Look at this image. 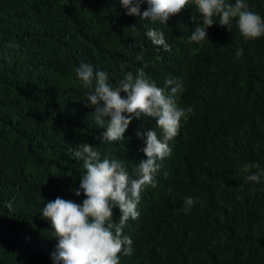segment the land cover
<instances>
[{
  "label": "clouds",
  "instance_id": "obj_1",
  "mask_svg": "<svg viewBox=\"0 0 264 264\" xmlns=\"http://www.w3.org/2000/svg\"><path fill=\"white\" fill-rule=\"evenodd\" d=\"M111 1L118 8L116 21L121 20L120 48L107 65L91 60L74 64L85 88L80 92L83 112L92 113L105 130L87 141L78 140V145L73 142L67 150L66 154L76 145L72 157L83 164L76 185L47 181L0 211V244L8 249L0 255V264H134L149 243L145 222L166 186L175 155L207 157L215 151L208 138L198 137L202 117H195L192 108L206 94L202 89L187 93L186 65L197 54L221 57L220 48L236 63L247 42L264 41V18L244 0ZM45 9L40 0H31L23 5L22 17H38ZM62 14L48 20L57 34L64 28ZM1 58L0 71L8 67ZM262 88L254 83L246 96L240 93L234 113L252 111ZM36 89L42 92L39 85ZM58 89L65 95L57 94L45 113L78 105L74 91ZM260 111L264 113L263 105ZM207 123L217 126L211 119ZM14 133L35 145L23 153L43 170L50 161L49 139L34 126ZM127 143V153L117 156V148ZM262 177L264 169L255 158L238 159L228 170L232 193L239 178L260 184ZM194 203L185 197L182 210L189 213ZM12 211L28 219L27 231L15 226ZM153 231L163 244L159 223Z\"/></svg>",
  "mask_w": 264,
  "mask_h": 264
},
{
  "label": "trees",
  "instance_id": "obj_2",
  "mask_svg": "<svg viewBox=\"0 0 264 264\" xmlns=\"http://www.w3.org/2000/svg\"><path fill=\"white\" fill-rule=\"evenodd\" d=\"M40 1L46 5L40 16L22 17L23 5L29 6L31 0H0V56L1 64L8 65L0 71L1 212L7 203L47 181L76 185V174L84 168L72 151L80 144L78 140L87 141L105 130L97 126L92 113L83 112L80 92L85 88L74 64L91 60L107 65L112 61L122 32L121 20L115 19L117 6L111 0ZM244 2L264 18V0ZM57 12L63 13L64 27L58 34L48 23ZM262 41L247 42L236 63L220 48L221 57L197 54L186 65L187 93L202 89L206 94L192 108L195 117H202L198 137L202 141L208 138L215 151L207 157L175 155L166 186L158 192L145 222L149 243L143 245L134 264H264V177L260 184L239 178L233 193L228 178V170L241 158H255L264 169ZM254 83L263 88L252 111L234 113L240 93L246 96ZM38 85L42 92L36 89ZM63 86L76 93L79 106L71 104L57 113H45L57 94L65 95L58 89ZM207 119L217 126L209 125ZM23 126H34L50 141V161L43 170L23 153L35 146L15 135V129ZM75 141L74 149L66 154ZM124 149L118 147L116 155L127 153L128 143ZM185 197L196 200L187 214L182 210ZM9 215L20 231L28 230L27 218L21 219L14 211ZM158 223L163 244L153 231ZM7 250L0 244V255Z\"/></svg>",
  "mask_w": 264,
  "mask_h": 264
}]
</instances>
